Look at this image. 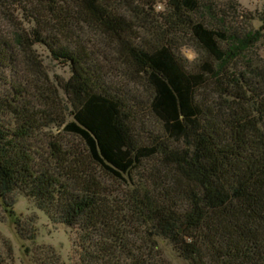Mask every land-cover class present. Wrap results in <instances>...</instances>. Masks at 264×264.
Here are the masks:
<instances>
[{"label":"trees","instance_id":"16d2710c","mask_svg":"<svg viewBox=\"0 0 264 264\" xmlns=\"http://www.w3.org/2000/svg\"><path fill=\"white\" fill-rule=\"evenodd\" d=\"M0 8V208L9 217L23 198L76 229L79 264H173L165 246L187 264H264V5ZM42 54L65 76L45 71ZM16 220L35 242L32 219ZM25 255L60 259L51 247ZM0 264H9L1 252Z\"/></svg>","mask_w":264,"mask_h":264},{"label":"rangeland","instance_id":"374dc122","mask_svg":"<svg viewBox=\"0 0 264 264\" xmlns=\"http://www.w3.org/2000/svg\"><path fill=\"white\" fill-rule=\"evenodd\" d=\"M239 2L244 8L249 10H255L264 5V1L257 0H239ZM0 23L8 28V22L5 18H1V14ZM182 54L189 62L194 61L197 57L194 50L190 47H184ZM41 57L45 71L50 72L52 75L60 73L65 76L66 71L64 72L56 63L46 58L45 54H42ZM12 210L16 213H14V217L11 218L8 213L0 208V252L7 258L9 264H36V261H39L36 258L32 259L31 257H27L25 255V250L26 248L33 250L41 247L53 248L60 258L58 264H79L80 250L77 244L78 235L76 229L68 228L63 225L51 224L23 198H19ZM16 219H20L19 223L23 224V226H29V223L32 222V226L36 229L35 242L21 238L16 230V223H18ZM30 219H32L31 222H29ZM165 247L167 259L170 260L171 263L187 264L174 256L169 248ZM70 260H72V263Z\"/></svg>","mask_w":264,"mask_h":264},{"label":"built area","instance_id":"2783aa9c","mask_svg":"<svg viewBox=\"0 0 264 264\" xmlns=\"http://www.w3.org/2000/svg\"><path fill=\"white\" fill-rule=\"evenodd\" d=\"M257 1H264V0H257Z\"/></svg>","mask_w":264,"mask_h":264}]
</instances>
